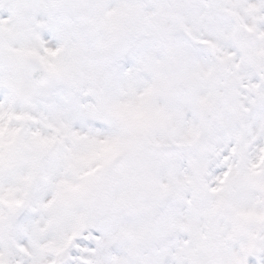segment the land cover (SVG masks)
<instances>
[{
  "label": "snow or ice",
  "instance_id": "6c2138e0",
  "mask_svg": "<svg viewBox=\"0 0 264 264\" xmlns=\"http://www.w3.org/2000/svg\"><path fill=\"white\" fill-rule=\"evenodd\" d=\"M0 264H264V0H0Z\"/></svg>",
  "mask_w": 264,
  "mask_h": 264
}]
</instances>
